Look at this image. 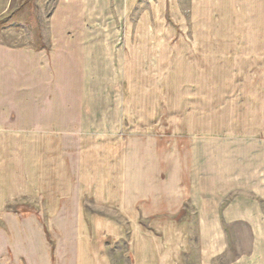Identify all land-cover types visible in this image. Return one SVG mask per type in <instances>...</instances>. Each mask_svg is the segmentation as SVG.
Listing matches in <instances>:
<instances>
[{
    "label": "crops",
    "instance_id": "0c3cea01",
    "mask_svg": "<svg viewBox=\"0 0 264 264\" xmlns=\"http://www.w3.org/2000/svg\"><path fill=\"white\" fill-rule=\"evenodd\" d=\"M96 1L55 0L28 40L0 41V136L17 137L23 160L32 137L38 160L33 177L18 183H10L0 166V264H113V250L121 244L129 264H264L259 155L251 158L238 145L218 157L215 146L200 147L187 168L184 154L164 150L160 138L126 134L127 44L117 48L113 41L91 40L89 17L93 9L97 29L107 15H119L127 25L125 17L148 11L152 0ZM98 58L92 75L91 60ZM100 78L113 83L88 98L90 80ZM50 136L64 146L48 154L42 143ZM195 138L264 142V135ZM43 155L78 157L87 167L62 165L41 183ZM235 225L247 239L245 248L221 263Z\"/></svg>",
    "mask_w": 264,
    "mask_h": 264
},
{
    "label": "rangeland",
    "instance_id": "374dc122",
    "mask_svg": "<svg viewBox=\"0 0 264 264\" xmlns=\"http://www.w3.org/2000/svg\"><path fill=\"white\" fill-rule=\"evenodd\" d=\"M90 1L91 5L97 3ZM54 2L0 0V41L17 45L28 40L34 24L45 21ZM102 6L99 2V8ZM145 6L150 7L148 11L125 17L127 25L121 23L119 15H107L102 18L105 26L97 29L93 9L89 17L91 40L113 41L117 48L124 41L127 44L123 48V86L131 117L126 134L151 136L156 141L160 138L158 145L164 150L184 154L180 157L187 168L192 167L193 152L200 147L214 150L215 146L220 157L238 145L242 151L249 150L251 158L258 154L264 165V142L205 143L195 138L205 133L264 135V121L260 120L264 114V0H152ZM100 64L101 58L91 60L92 75ZM103 75L109 73L101 72ZM112 81L91 79L88 98ZM27 139L31 141L25 145L23 160L17 137L8 140L0 136V166L10 183L33 177L38 160L32 156V137ZM42 145L43 151L51 154L50 150L57 152L64 142L50 136L43 137ZM50 157L42 156L41 183H47L52 170L62 165L69 168L78 163L79 170L87 167L78 157ZM233 227L234 238L229 239V253L221 257V263L235 259L245 248L242 229ZM113 254V264H129L123 244Z\"/></svg>",
    "mask_w": 264,
    "mask_h": 264
}]
</instances>
